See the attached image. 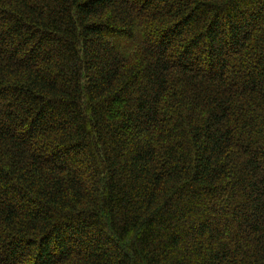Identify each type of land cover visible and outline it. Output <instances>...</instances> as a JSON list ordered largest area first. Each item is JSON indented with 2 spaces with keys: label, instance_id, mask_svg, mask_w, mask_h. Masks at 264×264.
<instances>
[{
  "label": "trees",
  "instance_id": "16d2710c",
  "mask_svg": "<svg viewBox=\"0 0 264 264\" xmlns=\"http://www.w3.org/2000/svg\"><path fill=\"white\" fill-rule=\"evenodd\" d=\"M0 264H264V0H0Z\"/></svg>",
  "mask_w": 264,
  "mask_h": 264
}]
</instances>
